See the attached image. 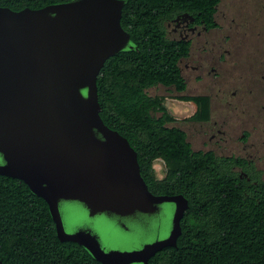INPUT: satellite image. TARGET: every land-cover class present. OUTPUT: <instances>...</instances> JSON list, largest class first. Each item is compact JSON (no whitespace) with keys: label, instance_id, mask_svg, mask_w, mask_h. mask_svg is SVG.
<instances>
[{"label":"water","instance_id":"water-1","mask_svg":"<svg viewBox=\"0 0 264 264\" xmlns=\"http://www.w3.org/2000/svg\"><path fill=\"white\" fill-rule=\"evenodd\" d=\"M126 1L0 6V174L44 199L57 238L101 264H147L175 246L188 207L148 189L136 151L99 113L104 61L138 49L120 23Z\"/></svg>","mask_w":264,"mask_h":264},{"label":"trees","instance_id":"trees-1","mask_svg":"<svg viewBox=\"0 0 264 264\" xmlns=\"http://www.w3.org/2000/svg\"><path fill=\"white\" fill-rule=\"evenodd\" d=\"M61 1L67 0H0V6L19 10ZM219 1L127 0L120 23L138 49L109 56L97 74L100 116L136 151L148 189L181 193L188 202L176 245L158 250L147 264H264V194L254 196L241 186L227 159L194 150L185 131L170 125L175 118L163 98L148 91L156 84L185 88L178 60L187 54L188 43L171 39L167 22L189 11L214 26ZM157 157L166 167L162 179L153 168ZM52 241L72 244L92 258L76 242L57 238L44 199L22 180L0 174V255L31 254Z\"/></svg>","mask_w":264,"mask_h":264},{"label":"flooded vegetation","instance_id":"flooded-vegetation-1","mask_svg":"<svg viewBox=\"0 0 264 264\" xmlns=\"http://www.w3.org/2000/svg\"><path fill=\"white\" fill-rule=\"evenodd\" d=\"M220 3L221 0L213 15L214 26L207 27L200 13L189 11L177 13L167 22L168 36L188 43L187 54L178 60L185 88L180 91L174 85L156 84L152 87L169 89L171 95H152L163 98L162 104L175 118L170 125L185 131L194 150L211 153L216 159H227L230 172L240 185L246 184L254 196L263 195L264 46L247 50V47L229 45L231 36L227 32L219 37L217 33L222 31L218 20ZM222 15L224 18L225 13ZM255 52L262 55L261 59L254 60ZM238 53L246 55L244 62L239 61ZM167 98L187 104L189 113L181 118L176 116ZM157 161L161 168L159 175L154 166ZM153 168L159 179L165 176L166 167L161 157L156 158ZM39 250L31 254L0 255V264H96L79 248L64 242L52 241Z\"/></svg>","mask_w":264,"mask_h":264},{"label":"rangeland","instance_id":"rangeland-1","mask_svg":"<svg viewBox=\"0 0 264 264\" xmlns=\"http://www.w3.org/2000/svg\"><path fill=\"white\" fill-rule=\"evenodd\" d=\"M230 4H232V7ZM220 13L221 16L218 17V20L222 25V31L217 34L222 37L226 32L229 33L231 36L229 45L241 46V48L247 47V50L264 46V0H221ZM223 13H225L224 18ZM258 54L257 52L253 53L254 60L261 59L259 57H262V55ZM245 56L240 53L237 54V58L242 62L246 60ZM148 91L150 94L171 95L169 89L161 86L151 87ZM166 100L169 107H173V113L176 116L181 118L189 113L190 110L187 104L176 102L170 98ZM222 113L225 114L226 112ZM193 146H197L194 141ZM154 166L159 175L161 173L159 161L155 162Z\"/></svg>","mask_w":264,"mask_h":264}]
</instances>
